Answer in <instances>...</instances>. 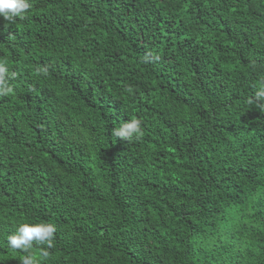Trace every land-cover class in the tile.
I'll list each match as a JSON object with an SVG mask.
<instances>
[{
	"label": "trees",
	"instance_id": "1",
	"mask_svg": "<svg viewBox=\"0 0 264 264\" xmlns=\"http://www.w3.org/2000/svg\"><path fill=\"white\" fill-rule=\"evenodd\" d=\"M31 3L0 18V264L21 222L56 225L37 264H264V0Z\"/></svg>",
	"mask_w": 264,
	"mask_h": 264
},
{
	"label": "clouds",
	"instance_id": "2",
	"mask_svg": "<svg viewBox=\"0 0 264 264\" xmlns=\"http://www.w3.org/2000/svg\"><path fill=\"white\" fill-rule=\"evenodd\" d=\"M31 0H0V18L7 22L6 27L16 22L17 18L24 19L31 9ZM11 38V37H10ZM158 61L159 55L152 58ZM15 73H9L7 63L0 61V97H6L13 92L9 79L15 77ZM249 104L264 108V81L260 82L249 100ZM111 135L114 139L122 138L127 142L140 139L143 135L142 120L131 118L113 127ZM15 231L7 235V246L24 253L20 264H37V256L48 257L49 249L54 247L56 225L48 222H21L14 225ZM40 247L38 253H33V247Z\"/></svg>",
	"mask_w": 264,
	"mask_h": 264
}]
</instances>
